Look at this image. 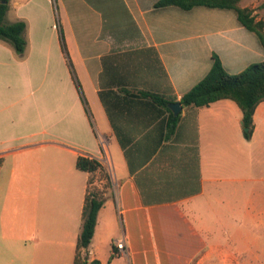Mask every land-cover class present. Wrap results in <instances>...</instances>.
I'll return each instance as SVG.
<instances>
[{
    "label": "crops",
    "instance_id": "1",
    "mask_svg": "<svg viewBox=\"0 0 264 264\" xmlns=\"http://www.w3.org/2000/svg\"><path fill=\"white\" fill-rule=\"evenodd\" d=\"M122 1L10 0L5 22H26L27 47L21 57L0 39V208L7 193L26 192L37 199L35 234L46 227L25 236L4 228L0 210V264H73L91 178L105 201L90 260L107 263L125 237L110 264H264V100L250 138L239 136L232 99L170 105L214 53L234 74L264 60V46L232 9ZM140 90L172 99L169 111L130 94ZM170 110L180 113L173 131ZM103 140L111 173L79 169Z\"/></svg>",
    "mask_w": 264,
    "mask_h": 264
},
{
    "label": "trees",
    "instance_id": "2",
    "mask_svg": "<svg viewBox=\"0 0 264 264\" xmlns=\"http://www.w3.org/2000/svg\"><path fill=\"white\" fill-rule=\"evenodd\" d=\"M123 6L122 0H113ZM10 0H0V39L11 44L19 56H23L27 47L25 36L26 22L17 20L11 23L5 22V16L9 9ZM178 6L184 10L192 9L195 6H205L210 8L232 9L236 12L239 22L247 29L255 32L264 46V19H257L255 10L264 9V1L256 8L244 7L241 0H158L155 7ZM125 7V6H124ZM62 48L72 66L69 53L66 47L65 38L61 36ZM157 60V58H156ZM104 91H100L104 100ZM133 96L150 97L155 103L163 106L169 111L168 103L172 100L160 93L148 90H140L137 93L130 91ZM229 98L234 100L243 113V126L246 128L244 134L250 138L254 128L253 114L256 106L264 100V60L252 63L239 73H229L220 57L214 53L212 56V66L208 73L196 83L190 90L185 92L180 101L186 106L202 107L211 104L219 99ZM180 118L170 110L166 119V126L173 131ZM3 159L0 158V166ZM77 167L81 170L95 172L103 170L100 160L91 154H81L77 158ZM105 172V171H104ZM111 185V176L108 172L105 175ZM105 201L101 192L92 186V178L85 196L83 208V224L80 236L77 240L76 253L73 264H110L111 259L117 253V247L113 242V252L107 263H102L99 259H89L86 249L89 246L95 232L98 212ZM84 254V255H83Z\"/></svg>",
    "mask_w": 264,
    "mask_h": 264
},
{
    "label": "rangeland",
    "instance_id": "3",
    "mask_svg": "<svg viewBox=\"0 0 264 264\" xmlns=\"http://www.w3.org/2000/svg\"><path fill=\"white\" fill-rule=\"evenodd\" d=\"M252 1L254 0H242L241 3L247 4V3H251ZM256 1H262V0H256ZM55 9H56L57 23L59 22L60 24H63L62 22L63 16L61 15L59 11L58 5L56 2H55ZM237 107L239 109V136L241 137L246 128L242 125V119H241L242 110L238 104H237ZM25 194H28V193L26 192H24V194L17 193V192L7 193L5 198L1 201V203H3V206L1 204V208H0L1 217H2L4 228L10 229V230L13 229L12 231H16L17 233H20V234H25V236H31L32 233L35 234V227L31 225V219H29V213H30V208H31L30 204L35 205L37 202V199L34 200V202L31 200H28ZM229 198H232V195L229 194L227 199ZM228 203L234 204L233 200L229 201ZM238 203H239V195H238V202L236 204ZM25 222H26V226H25ZM45 227L46 226H42V230L45 229ZM42 230L39 232V234H35V235L42 236L43 235ZM68 264H72V262Z\"/></svg>",
    "mask_w": 264,
    "mask_h": 264
},
{
    "label": "built area",
    "instance_id": "4",
    "mask_svg": "<svg viewBox=\"0 0 264 264\" xmlns=\"http://www.w3.org/2000/svg\"><path fill=\"white\" fill-rule=\"evenodd\" d=\"M101 145H102L101 156L100 157L96 156V157L100 160V162L102 164H104V165L106 164V167H107L109 173H111L110 172L112 169L111 158H110L109 151L107 149V146H106L104 140L102 141ZM113 242H114V245L117 247L118 250L125 251V248H126L125 237L117 238Z\"/></svg>",
    "mask_w": 264,
    "mask_h": 264
},
{
    "label": "water",
    "instance_id": "5",
    "mask_svg": "<svg viewBox=\"0 0 264 264\" xmlns=\"http://www.w3.org/2000/svg\"><path fill=\"white\" fill-rule=\"evenodd\" d=\"M170 105L174 109L175 113H177L181 109V107H182V104L179 101L173 102Z\"/></svg>",
    "mask_w": 264,
    "mask_h": 264
}]
</instances>
